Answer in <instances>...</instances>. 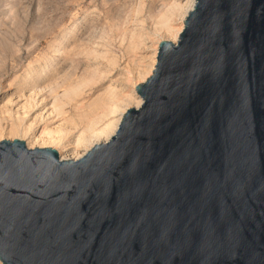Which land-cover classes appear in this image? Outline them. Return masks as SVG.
Wrapping results in <instances>:
<instances>
[{"label":"water","instance_id":"obj_1","mask_svg":"<svg viewBox=\"0 0 264 264\" xmlns=\"http://www.w3.org/2000/svg\"><path fill=\"white\" fill-rule=\"evenodd\" d=\"M136 93L77 161L0 142L2 264H264V0H196Z\"/></svg>","mask_w":264,"mask_h":264},{"label":"rangeland","instance_id":"obj_2","mask_svg":"<svg viewBox=\"0 0 264 264\" xmlns=\"http://www.w3.org/2000/svg\"><path fill=\"white\" fill-rule=\"evenodd\" d=\"M187 1L0 0V135L3 134L0 142L21 140L30 144L32 138L46 130H62L60 144H63L51 149L55 148L59 156H64V149L75 146L76 139L90 123H97L94 127L97 130L116 121L119 118L116 114L99 118L130 96L141 99L133 88L146 81L142 83L138 76L152 67L160 44L169 41L170 35L181 26L173 18L170 33H167L157 31L155 22L170 8ZM28 72L31 80L21 83ZM34 84L43 91L42 95H36L39 100L29 91ZM23 106L27 107V118L21 123V133L11 135L8 129L11 130L13 122L15 124ZM29 107L33 110H28ZM82 115L88 117L79 119ZM29 127L30 131L24 134ZM64 127H70L71 132H66ZM79 150L83 152L84 148Z\"/></svg>","mask_w":264,"mask_h":264},{"label":"bare ground","instance_id":"obj_3","mask_svg":"<svg viewBox=\"0 0 264 264\" xmlns=\"http://www.w3.org/2000/svg\"><path fill=\"white\" fill-rule=\"evenodd\" d=\"M195 4H196V0H188L184 5H179V6H174L173 8H170L165 14H161L160 15V17H159V19L155 22V25H156V27L158 28V30L157 31H165V32H167V33H170V23H171V20H173V18H175L176 20H177V23H179L181 26H180V28L174 33V34H172V36L170 35V40L168 41V42H171V43H174V44H176L177 42H178V40H179V38H180V35H181V33H182V31H183V28H184V23H185V20H186V18H187V16H188V14L194 9V6H195ZM165 6V5H164ZM162 10V9H161ZM157 14V13H156ZM173 27V26H172ZM156 30V29H155ZM155 32V31H154ZM173 32V31H172ZM164 33V32H163ZM161 34V33H160ZM133 35V34H132ZM143 35V34H142ZM159 35V34H158ZM66 38V37H65ZM130 38H132V37H130ZM141 38V37H140ZM69 39V38H68ZM141 40V39H140ZM144 40V39H143ZM131 42V41H130ZM57 52V51H56ZM158 52H159V50H158ZM157 58H158V53H157ZM156 62H157V60H156ZM155 61H154V63H153V65H152V67L149 69V70H146L145 69V71L143 72V73H141V75L140 76H138V77H140L139 79L141 80V82L143 83V82H145L148 78H150V76L152 75V72L155 70V66H156V63ZM53 64V63H52ZM32 65V64H31ZM48 66V65H47ZM33 67V65L31 66V68ZM53 67V66H52ZM30 68V69H31ZM32 70H33V68H32ZM29 71V70H28ZM48 71V70H47ZM51 71V70H50ZM13 72H15V71H13ZM32 72V71H31ZM34 72V71H33ZM44 72V71H43ZM40 73V72H39ZM139 73V72H138ZM26 75V74H25ZM42 75V74H41ZM44 75V74H43ZM34 76V75H33ZM36 76H38V74L36 75ZM34 78V77H33ZM42 78V77H41ZM36 79H37V77H36ZM53 79V78H52ZM58 79V78H57ZM18 80V79H17ZM31 80V76H29V72H28V76L26 77V79L23 81V82H21V83H28L29 81ZM41 80V79H40ZM46 80V79H45ZM61 81V80H60ZM38 82V81H37ZM45 82V81H44ZM51 82V81H50ZM54 82V81H53ZM57 83V82H56ZM59 83V82H58ZM65 84V83H64ZM27 85V84H26ZM35 85V84H34ZM31 86V87H29V91H33L32 93H35L34 94V96H36L37 94H41V92H43V91H39L37 88V86L38 85H35V86ZM76 85V84H75ZM19 86H21V85H19ZM42 86V85H41ZM57 86V85H56ZM71 86V85H70ZM72 86H74V85H72ZM44 87H45V85H44ZM76 87V86H75ZM18 88V87H17ZM41 88V87H40ZM51 88V87H50ZM52 88H53V86H52ZM69 88V87H68ZM136 88H137V85H135L134 86V88H133V90L135 91V93H136ZM36 89V90H35ZM44 89V88H43ZM45 89H46V87H45ZM72 89V88H71ZM18 90V89H17ZM21 90V89H20ZM49 90V89H48ZM77 91V90H76ZM79 91V90H78ZM27 92V91H26ZM37 92V93H36ZM47 92V91H46ZM67 92V91H66ZM74 93H75V91H73ZM20 93V92H19ZM24 92H22V94H23ZM74 93H71L72 95L74 94ZM78 93V92H77ZM31 94V93H30ZM45 94V93H44ZM50 94V93H49ZM48 94V95H49ZM68 94V93H67ZM69 94H70V92H69ZM69 94H68V96H69ZM81 94V93H80ZM120 94V93H119ZM118 94V95H119ZM137 94V93H136ZM42 95V94H41ZM40 95V96H41ZM55 95V94H54ZM53 95V97H55ZM32 96V95H31ZM78 96V95H77ZM129 96V95H128ZM27 97H30V96H27ZM37 97V96H36ZM33 98V97H32ZM114 98V97H113ZM12 99V98H11ZM17 99H18V97H17ZM36 99V98H35ZM54 99V98H53ZM125 99H126V96H125ZM124 99V100H125ZM20 100V99H19ZM18 100V101H19ZM22 100V99H21ZM37 100H39L38 99V97H37ZM44 100V99H43ZM46 100V99H45ZM98 100V99H97ZM121 100V99H120ZM123 100V99H122ZM121 100V101H122ZM30 101H32L31 99H30ZM35 101V100H34ZM53 101H55V100H53ZM72 101V100H71ZM70 101V102H71ZM104 101V100H103ZM10 102V101H9ZM11 102H12V100H11ZM14 102V101H13ZM21 102V101H20ZM26 102V101H25ZM33 102V101H32ZM45 102V101H44ZM56 102V101H55ZM69 102V101H68ZM106 102V101H105ZM105 102H103V103H105ZM108 102V101H107ZM120 102V101H119ZM15 103V102H14ZM30 103V102H29ZM40 103V102H39ZM42 103H43V101H42ZM74 103V102H73ZM142 103H143V100L142 99H139V100H137V99H135V98H133L132 96H130V97H128V99L126 100V101H122L120 104H118V105H116V106H114V108L111 110V111H107L106 113H103L102 115H101V117L99 118V120H102L103 118H105V117H107V116H109V115H114V114H116V116L117 115H119V118L116 120V121H114L113 123H110V124H107V125H105V127H103L102 129H95L94 127L96 126V124L97 123H90V125L91 126H89L88 128H86V130H85V132L83 133V134H81L80 136H79V138L78 139H76V142H75V146H73V147H68V148H65L64 149V151H63V153H64V156H60V159L61 160H63V161H77V160H79V159H81L82 157H84L85 155H86V153L88 152V151H90L94 146H96V145H98V144H102V143H107L108 141H110L111 140V138L116 134V132H117V130H118V127H119V125H120V123H121V121H122V118H123V116L125 115V112H127L128 111V109L130 108V106H132L133 107V109H138L141 105H142ZM20 104V103H19ZM35 104H37V103H35ZM41 104V103H40ZM72 104V103H71ZM26 105V104H25ZM33 105V104H32ZM39 105V104H38ZM42 105V104H41ZM47 106H48V104H46ZM67 105V104H66ZM78 105V104H77ZM106 105V104H105ZM115 105V104H114ZM123 105V106H122ZM27 106V105H26ZM20 108V107H19ZM33 107H29L28 108V110L30 109L31 111L33 110L32 109ZM50 108V107H49ZM56 108V107H55ZM76 108V107H75ZM74 108V109H75ZM7 109V108H6ZM21 110H22V113H20V115H19V113H18V115H17V117L18 118H16L15 119V124H14V122H13V120H12V126L10 127L11 128V130H9L8 129V131H10L9 133H11V135H15V136H18V133L20 134L21 132H20V128H21V123L23 122V120L24 119H26L27 117H26V114H27V107H25V106H23L22 108H20ZM19 109V110H20ZM16 110V109H15ZM53 110V109H52ZM96 109H94L93 111H95ZM5 111V110H4ZM8 111V110H7ZM12 111V110H11ZM9 112V111H8ZM13 112H15V111H13ZM18 112V109L16 110V113ZM20 112V111H19ZM50 112V111H49ZM64 112V111H63ZM11 113V112H10ZM30 111L28 112V115L27 116H29L30 114ZM67 113V112H66ZM7 114V113H6ZM6 114H5V116H6ZM53 114V113H52ZM55 114V113H54ZM61 114V113H60ZM12 115H13V113H12ZM67 115H68V113H67ZM7 116H8V114H7ZM41 116H42V114H41ZM41 116H39V117H41ZM43 116H44V114H43ZM69 116V115H68ZM13 117V116H12ZM24 117H26V118H24ZM37 117V116H36ZM38 117V118H39ZM49 117V116H48ZM59 117V116H58ZM65 117H66V115H65ZM88 117V115H82L81 117L79 116V119L80 118H82V119H85V118H87ZM50 118V117H49ZM68 118V117H67ZM70 118V117H69ZM8 119V118H7ZM42 119V118H41ZM57 119V118H56ZM8 120H10V119H8ZM7 120V121H8ZM46 120V119H45ZM45 120H44V122H45ZM49 120V119H48ZM52 120H55V119H52ZM61 120V119H60ZM108 120V119H107ZM32 121H35V120H32ZM62 121H63V119H62ZM110 121V120H109ZM42 122V121H41ZM50 122V121H49ZM53 122V121H52ZM51 122V123H52ZM64 122V121H63ZM97 122H98V120H97ZM104 122V121H103ZM108 122V121H107ZM47 123V122H46ZM65 123V122H64ZM29 124H32V122L31 123H29ZM66 124V123H65ZM69 124V123H68ZM10 125H11V123H10ZM34 125V124H33ZM46 125V124H45ZM62 125H64V124H62ZM61 125V123H60V126H62ZM67 125V124H66ZM23 126V125H22ZM35 126V125H34ZM59 126V125H58ZM65 126V125H64ZM47 127V126H46ZM57 128H59V127H57ZM61 128V127H60ZM65 128V127H64ZM30 129H31V127H29V128H25V131L23 132L24 134L25 133H28L29 131H30ZM52 129V128H51ZM62 129V128H61ZM80 129V128H79ZM44 130V129H43ZM50 130V129H49ZM56 130V129H55ZM65 130H66V132L68 131V133L69 132H71V128L69 127H66L65 128ZM75 130V129H74ZM1 131V130H0ZM4 131L6 132L7 130H5L4 129ZM23 131V130H22ZM2 132V131H1ZM32 132V131H31ZM7 133V132H6ZM8 133V134H9ZM73 133V132H72ZM7 134V135H8ZM34 134V133H33ZM3 134H1L0 135V137L2 136ZM10 135V134H9ZM8 135V136H9ZM21 136V135H20ZM29 136V135H28ZM72 136V135H71ZM10 137V136H9ZM25 137V136H24ZM36 137V136H35ZM17 138V137H16ZM15 138V139H16ZM19 138V137H18ZM21 138V137H20ZM30 138V137H29ZM63 139V136H62V130L61 131H58V130H56L55 132H47V130L45 131V132H43L39 137H37V138H32V140H30V144H27L26 143V145H27V147H28V149H36V148H46V147H49V148H51V147H54V146H56L57 144H60L61 143V141H63L62 140ZM63 144V143H62ZM62 144H60V145H62ZM59 145V146H60ZM67 145V144H66ZM69 146H71V145H69ZM63 147V146H62ZM66 147V146H65ZM57 148V147H56ZM58 148H60V147H58ZM57 148V149H58ZM82 149V148H84V151L83 152H80V150L79 149ZM55 149V148H54ZM1 263V262H0ZM2 264V263H1Z\"/></svg>","mask_w":264,"mask_h":264}]
</instances>
